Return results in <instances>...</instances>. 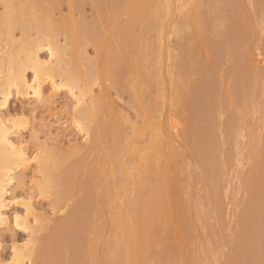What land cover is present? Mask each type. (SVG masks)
Here are the masks:
<instances>
[{
    "label": "rangeland",
    "instance_id": "374dc122",
    "mask_svg": "<svg viewBox=\"0 0 264 264\" xmlns=\"http://www.w3.org/2000/svg\"><path fill=\"white\" fill-rule=\"evenodd\" d=\"M48 1H51V0H48ZM54 1L55 0H52V2ZM60 1L62 2V7H61L62 9L60 8L61 5L58 7L61 9L62 13L59 11L60 9L57 8L58 10L57 9L55 10L56 16H53V17L59 18L62 15H65L63 17L64 18L67 17V19H69L70 22H72L74 26L73 29H75L76 31V32H72V33H75L74 36L71 34V37L73 36L72 39H74L71 42L72 45L70 47L72 50L70 49L66 52L67 56L66 54L64 56L66 59L65 61L67 62L69 61L70 68L72 67L75 70L77 68L76 71L84 75V77L92 78L99 71L97 68L99 66H97V64L99 65L100 62L98 63L97 61H95V57L98 55L96 52L99 53V51H97L95 48V47H97V49L99 48V45L98 46L96 45L98 42L97 40H103L104 38H107V36L110 37V34L111 35L114 34V31L116 29L115 30L113 29L114 30L113 31L110 28V26L115 21V19L112 22L111 20L113 19L112 18L110 19V17L114 18L115 16L116 18V14L114 13L117 11V9L118 11H121V9L124 8L125 5L124 6L120 5L122 4L123 0H78V2L76 3H78L77 6L79 8L76 6V3H74L75 0L74 1L71 0L73 1L72 8L76 6L79 12L77 11V9H76V12L75 10L74 12H72L73 10L70 9L72 2L70 3V0H59V4L61 3ZM125 1L127 0H124V3L127 4ZM142 1L144 0L139 1L140 5ZM160 1L156 2L155 0L157 5H159ZM189 1L191 2L190 6L188 5L189 7H192L194 5L196 6L199 5V7L197 8L194 6L196 10L200 8L198 11H195V13L198 12L199 14V11H201V13L197 16L198 18L195 17V19H197V24H194L195 25L193 26L194 28L193 27L188 28L189 26L187 24H182L183 23L182 21H181L182 23L179 22V24H182L179 26L174 23L176 19L175 17H177L180 14L179 11L180 10L184 11L180 8H179L180 10L177 13L174 12L175 15L177 14V16L173 17L172 15V17L170 18L171 20L174 18L172 20L173 22L171 21L170 23L169 21L168 23L170 25L172 23H174L175 26L177 25L176 27H173L174 25L172 26L173 28L177 29V30L175 29L176 31H178V28H180V26H183V25H187V28H185L184 26L185 29L183 31V27H181L182 30L180 29L179 30L183 32L178 31L179 33H175L174 31V34H172L174 29L169 27L170 25L167 26L166 24L167 29L169 28L172 29V31H169V33H171L170 36L169 34L168 36L164 34L165 36L169 37V39L167 37L166 38L164 37L166 39V42L164 41L165 46L163 45L164 46L163 55H165L164 56L165 60H163L164 66H162L163 70H161L162 71L161 73L162 74L164 73L165 75L163 76L164 79L166 78L165 80H167V84H165V86L167 87V90L165 89L164 91L165 93L167 91L166 93L167 99H165L164 103L163 101L161 102V104L163 105L165 104L164 107L160 105L161 110L163 109V111H159L157 113L156 116L160 115L158 116L159 118L157 117L158 119L155 118L157 119L155 122L159 121L158 124L162 122L160 124L161 127L163 128L162 124H164L166 128V129H163L161 136L163 134H166L167 136L166 135L164 136L167 137L168 141L169 139H170L169 142H171L172 140L170 144L168 141H167L168 143L165 142L166 144H169L167 146L164 143V146H166L164 147V150H165L167 157L164 156L163 160L167 159L166 163H169L171 165V166L169 165L171 169L172 168L174 169L172 170V172L175 173L177 176V178H175V174L172 173L174 175V178L173 179L171 178L168 183L169 185L168 193H169V196H171L170 197V202H171L170 207L171 209L173 208V214L176 213V212L174 213V210L176 209V204H178L177 202H182V204L183 205L185 204V205L183 208L181 207V205L180 207L178 206L179 207L178 212H177V215L175 216L176 217L175 222L177 224H175V222H173L175 217L173 218L172 216L173 218L172 220L169 214V211L167 210V212H164L167 209L166 208L164 210V206L168 204L167 203L168 201L163 202L166 199L161 201L160 202L161 206L163 203L164 204L167 203L165 205L163 204V207L160 206V208L163 209L162 214L159 215L161 217H159L158 215H157V218L154 215L153 219L152 217L151 218L148 217L149 219H152V221H149V219L146 218L147 222L148 221L152 222V226H149V228L151 227V230L146 226L147 223L145 222V219H144L145 217L142 218L141 216H139V214L137 216L136 212L134 213L136 215L135 216L132 215L133 218H130L132 219L131 221L132 224L129 225L130 227L127 225L128 222L126 223L125 219H124L125 222L123 221V224L125 223L124 224L125 227L128 226L127 227L128 230L126 229V231H124L125 227H122V225H118L117 223H115L116 224L115 225L113 221L111 222L114 225L111 226L110 224L111 222L108 223V220H111V219L107 218L108 211H106L107 214L105 218H107L108 220L105 219L103 216L102 219L104 220L102 221L105 223V220H106L107 221L106 225L108 224L109 225L107 228H105L106 225L102 227L103 228L102 231L106 233L105 229H108L111 226L109 228L111 229V231L108 230L110 232V234L108 233V235L112 239L110 238L111 240L109 239V241L112 242V245H115L114 246L115 249L113 247L112 249L115 250L114 252H116V255H115L116 258L112 255V257H114L113 259L115 260V263L114 261H112L113 264H161L163 262L161 254H163L164 251H166V254H168V264H197V262L199 264L201 260H202L201 262L203 263L204 259L206 258V255L208 253L210 254V252L205 254L206 251H209L210 249L204 250L205 247L209 248L208 247L209 243L207 244L208 240L209 241L213 240L212 244L214 247H212L211 245L212 248L210 247L211 248L210 251H214V253H216V255L214 256L212 255L213 252H211V255H210L211 263L210 264H264V169L262 170V166L264 168V139H263L264 137L262 136L260 140L258 136L259 131L256 130L258 128L261 129L262 126L264 127V63H263L264 55H261V56L259 55L260 52L262 51L264 52V50L262 49L264 48V32H263L264 30H261L263 23L261 24L258 23L259 17H257L256 19L255 14L258 16L257 10L256 12L252 10L254 9V7H256L255 5L257 4L258 8L259 6L262 7L263 14H264V0H255V1L253 0L255 2V5L250 0V2L252 3L250 8L252 7V9H249V4H250L248 2L249 0H243V1L242 0H201L200 1L201 3L199 4H198L199 2L198 0H189ZM46 2H47L46 0H38V10L39 11L37 10V13L40 14V15L38 14L39 16L43 17L47 13L46 10L49 7L50 2H48V4ZM52 2L50 3L51 5H53ZM57 2L54 4H58ZM133 2L132 4L131 3H128V4L129 6L131 4L135 8V5L137 4V0H135V5H133L134 4ZM151 2L150 1L146 2V4H148L147 6L146 4L145 6L141 5L140 6L141 8L144 7L140 9L141 11L138 9H135V11L138 10L140 14L137 11H136L137 14H134L133 12H131L134 14V16L133 14H127V16H125L124 14V16L119 15V17L121 16L120 19H118L119 17L117 18L118 20L116 19L118 22L119 20L122 19L120 21L121 24L123 20L129 19L132 22V23L129 22L130 25H133V26L131 27L129 25L128 20L125 21L126 24H128L131 27V30H130V27L126 25L129 29H125V31L127 30L126 32L128 33L127 35L124 36V33L126 34V32L124 31L123 33V30H121L120 27L124 26L125 22L123 21L124 23L123 25H120V22L119 23L116 21L114 22V24L117 23L120 26L119 30H118V27H116L117 32L115 31L116 32L115 34H118L119 32V34L121 33V36L123 35V37H118L119 34L118 36L114 34L115 37H118L116 38L117 40H115L113 38L114 36L112 35L113 37H110L113 39L110 41L111 42L113 41L114 43V45L113 43H111L112 44L111 46H113L111 47L112 50L110 48H105V49L111 50L112 55L114 52L116 54L115 56L112 57V55L110 54L111 51H108L110 52L109 54L111 55L110 60L113 58L110 63V67H111L112 72L114 73V75L112 73V77L113 76L114 77L113 79L111 77V81H106V80H103V82L99 81L98 84L93 87L94 92L97 94V95L94 94V96H99L102 98L104 95H106V98L105 97L103 98L106 100V101L104 100V102L106 104H109L108 102H110L111 108L113 107L114 111H116V113H114L115 117H117L116 116L117 113L119 114L118 115L119 117L121 116L120 121L119 119H117L118 121L116 120L117 122L116 129L118 128L120 130L122 129L121 130L122 132L121 131L118 132L119 133L118 136H120L121 133L123 134H122V139L121 137H119L121 139L120 141L118 140L119 139L118 136H116L115 138L116 141L113 142L115 147H117L116 145H118L117 144L118 141H119V146H121L127 140L133 139L134 136H136L135 134H132L133 128L131 126L137 125L140 127H144V124H148V123H145L146 119L144 115L143 116L141 115L140 110L139 109L136 110L135 107L138 104L135 102L136 101L135 98L133 99V97L135 96H132L134 93L133 91L131 92L132 87H128V84H130V82H132L133 80L131 79L132 78L131 75H133L134 77V73L138 69V67L136 69L137 65L136 63L133 62L132 58L135 57V55H136L135 58L137 57L141 58L143 54H145L143 52L144 49L142 48H144V44L148 40L147 37L148 36L151 37V35L154 37L156 35L155 32L157 33L156 30H158L159 28L158 22L160 20L157 19V13L159 12L160 7L158 9L157 5H155V2L153 0ZM177 2L178 3L176 4H179V1ZM68 3L71 4L70 7ZM120 6H121V9H120ZM130 7H129L130 10H134L132 7H131L132 9ZM261 7L259 8L260 10H261ZM186 8L184 9L186 10V14H187V10L189 13L190 8L189 9L188 7ZM192 8L191 10H193ZM250 10L255 12V14L253 15L255 16V20L257 24H255L254 17L252 16V11L250 12ZM122 12L125 13L123 9H122ZM74 13H77V16ZM72 14H74L75 16H72ZM160 14H161V11H160ZM160 14L158 13L159 16ZM182 14H185V12ZM182 14L179 16H182ZM263 14L261 16L259 14V16L262 17ZM180 19L182 20L184 19V23H185V17L180 18ZM263 19L260 18V21L262 20L261 22H264ZM69 20H66V22L67 21L69 22ZM176 21H180V20L177 19ZM72 24H68V25L66 24V25L67 26L70 25L69 27H71ZM154 24L155 25L158 24V25L154 26ZM151 25H153L154 27H158V28L154 29V27H152ZM151 27L153 28L154 31L151 30L152 29ZM253 27H256V29ZM263 28L264 27H262V29ZM69 29H71L72 31V27ZM122 29H124V27H122ZM67 30L68 28H66V31ZM198 30L199 32L201 31L203 34L206 35V36H203L202 34L203 36L202 42H199L201 37L199 40L196 39L198 34L195 32H197ZM165 32H166V29H165ZM17 33H21L19 29L17 30ZM194 34H197L195 35L196 36L195 38L193 37ZM204 37H207V38H204ZM194 39H196L197 42ZM60 40L63 41L64 37L60 36ZM192 40H194L195 42L193 43ZM87 41H89V44L86 43ZM116 41H119L118 44L120 46L122 42L124 43L123 45L126 46V49L123 46H121L122 49L119 50L120 55L119 53H116L115 48H119V46H117ZM149 41H147L148 44H149ZM203 43H205V45H203ZM244 43L246 45L248 44L247 46H249L247 50L249 55L247 54V51H246L247 47L245 46ZM109 45L110 43L108 41L107 46L105 47H108ZM244 46L246 48H244ZM199 48H202V49H199ZM114 49L115 51H113ZM121 50L123 51L124 54L121 53ZM127 51L129 53H127ZM169 51H171L173 56L178 57V58H175L176 61L175 59L173 60L175 61L176 65L173 64L174 63L173 61H171L172 65L173 66L175 65L174 67L169 65L170 63L169 59L171 58L170 60H172L174 58ZM258 51L260 52L258 53ZM145 52H146V49H145ZM151 52L153 53V51ZM106 53H107V50H106ZM169 53L171 56L169 55ZM117 54L121 56L119 57V59L118 57L117 59L114 58L117 56ZM121 54L123 55V57ZM137 54L138 55L140 54L141 56H137ZM155 55L153 54V56ZM168 55L169 57H167ZM42 56L45 57L47 56V54L43 53ZM166 57L168 58V60H166L167 59ZM250 57H251L250 62L252 63L253 67L257 69V71L253 68V70H255L256 72L252 70L251 71L248 70V72L246 73L245 71L247 70L244 69L245 68L244 63L247 61L248 58L250 60ZM114 59H116L117 61L115 60L116 62H113ZM127 61L128 63H126ZM248 61H247V64L249 63ZM95 62L97 63L96 65H95ZM130 62H132L133 66L135 65L136 66L133 67L130 64ZM140 62L139 64L142 65V63ZM76 63L78 67L76 66ZM165 66L168 68H166ZM100 67L99 69L101 70V68L103 67L101 68ZM169 68L171 69L170 73L173 72L176 76L173 73L172 74L174 76L168 74ZM246 68H250L249 65L248 67L246 66ZM130 70L133 71V74L131 73L129 75ZM28 73H29L28 78L31 79L32 72H28ZM184 74H186V76ZM257 74L259 75L257 76ZM155 75L157 74H154V76ZM171 76H173V78ZM150 77L151 79L152 78L154 79V77L151 76V74H150ZM156 77L157 76H155V81L158 78ZM170 78H172V80L173 79L177 80V81L174 80V82H178L179 89H177L176 87V90H179L178 92L175 91L174 89V86H176L177 83L176 85L171 84L172 80ZM158 80L159 79H157V81ZM169 84L174 85V86L173 87L171 85L169 86ZM44 89H45L44 93L46 96V99H45L46 101L36 100V98L32 97V93L30 95H24V94H18L15 91L10 96L7 105L4 107H0V116L2 117H12V116L25 117L28 120V125L26 126V128L22 130L20 135L18 136L15 134L12 135V139L14 141L15 140L22 141L23 144L26 143L25 145H28L27 148H28V151L31 152L30 154H32V152L33 153L38 152L41 146L42 148H47L49 145H51L50 147L54 146L56 147V149L60 148L64 150H69L75 145H80V144L83 145L84 143L88 144V140L85 139V137H83L82 133L81 134L78 133V131L74 128V125L72 124L71 116L75 114L74 107H73L75 105L74 96L72 97L71 93L67 90L55 91L52 88V86L48 84H46ZM173 89L175 93L172 92ZM232 90L234 92V96L230 95L232 93L228 94V92H232ZM155 93H158V92H154L155 97H157L156 96L157 94ZM173 93L178 96L177 98H175L176 100L174 99L175 95H173ZM228 95L232 96L233 98L235 97V98L233 99L230 97L232 99L231 100L229 99ZM0 99H2L1 95H0ZM177 99H179L178 101L180 105L178 106L177 104V107H176L175 105H173V103H174V100L177 102ZM233 101H235V103ZM236 104L242 105V107L238 105L239 108L237 109ZM157 108L159 107L157 106ZM253 109L256 112H254ZM137 111H139L140 114L137 113ZM243 113H245V117L244 115H242L241 117V114ZM103 115H101L102 117L101 122L104 119ZM106 115H105V118H106ZM125 116L127 117L128 122H126V120L123 119L125 118ZM239 117L241 119L243 118L242 120L244 122H242V120ZM110 118L112 119V117ZM231 120L233 121L231 122ZM234 121H235L236 126L234 124ZM107 122L105 121V123ZM111 122L113 121L111 120ZM177 122H180V123H177ZM230 122L234 124L233 127L237 131L239 129L241 132L238 133L239 131L237 132L233 130L234 128H232L231 126L232 124H230ZM119 123H120L121 128L118 125ZM171 123L175 125L174 126L170 125ZM228 123L231 126L230 129L228 128V125H227ZM170 126H173L175 128L171 129ZM187 127H189L188 128L189 130L187 129ZM249 127H250V130L249 131L246 130ZM243 128L246 134V137L244 138H243L244 131H242ZM186 129L188 130L187 132L185 131ZM164 130H166V132ZM255 130L258 132V134L256 133ZM151 131H152L151 129H149L148 131L146 130L148 134L152 133L151 135H153V132ZM184 131L185 133L183 134ZM250 131L251 133L248 135L247 132L249 133ZM114 132L113 131L110 132L111 134L113 133L112 136L115 135ZM242 132H243V135H242ZM261 132L263 133L264 129L263 131L261 129ZM147 133L143 135L142 137L138 135L136 136L138 137L137 141L141 143L140 146L138 144L137 146L141 147L143 140H144V144H146L145 140H147V138L148 140L150 139ZM253 133H254L255 138L257 135L258 140L257 139L253 140V137H254ZM262 133L260 135H262ZM106 134L104 135L106 138L103 136V139L104 138L107 139V136L109 133L107 135ZM182 134L183 135L188 134L186 135L187 136L186 139H185V136L183 137ZM131 135H134V136H132L131 138ZM164 136L162 139L165 138ZM168 136L170 137L168 138ZM17 137H20V140ZM110 137L111 135H109L107 141H110L111 144L110 142L109 143L106 142L105 139L104 141L106 142L105 146H107V153L109 154L108 150L110 149L111 151L110 154H113L116 151V148L114 147V145H112V140ZM125 137H129V139ZM148 142L149 141H147V143ZM256 143L258 145H256ZM108 145L111 148L114 147V149H112L114 150V152L111 150V148L108 147ZM124 145L122 147H118V148H121L120 149L121 152L123 150ZM118 148H117L118 152L114 153L115 154L114 155L115 158H113V160L115 159L114 162H116V155L117 157L121 158V156L118 155L120 152ZM97 149L98 148H96L97 155L91 150L92 153L96 155V157L99 154L98 153L99 150L101 151L100 148L98 150ZM258 149L260 150L261 155L259 151H257ZM254 150L257 151L256 153H259V154H256L257 156L255 155ZM139 151L141 152V150ZM177 151L183 152L182 154H180L181 156L179 155V152L176 153ZM85 152L83 155H86L89 158L91 154V153L89 154L90 151H87L88 154L87 153L85 154ZM102 152L103 151H101V155H99L100 157L103 154ZM171 152L173 153L172 157H171V154H169ZM236 152H238V157L239 155H241V157L239 158H242V157L244 158V162H242L241 165H239L235 159V157H237ZM130 153L132 154V151ZM143 153L145 154L146 151L144 150V152L137 154V156L131 155V157L136 156L139 160V157H141L139 155L142 154V157H143L144 156ZM175 153L180 156V157L177 156L178 157V159L176 158L177 160L173 158L175 156ZM105 154H106V151H105ZM133 154H136V153L133 152ZM94 155L92 157H94ZM214 155H215V158H213ZM258 155H260L261 158H259ZM123 156L124 155H122V157ZM129 156L128 158L132 159ZM250 156L251 157L254 156L253 162L252 161L249 162ZM96 157L95 159L98 160L99 157L97 158ZM126 157L124 159H128ZM256 157H258L257 158L258 161L259 159H261V162L257 161L256 163ZM81 159L85 161L87 158L86 159L81 158ZM95 159L93 158V160ZM101 159L98 161H101ZM118 159L119 158H117V165H118ZM122 159L123 158H121V160ZM130 159L127 160L128 164H129L128 161ZM88 160L90 164L91 163L90 159ZM88 160H86L85 162L87 163ZM133 160L134 158L132 159V162L135 161ZM138 160H136V162ZM127 163L125 162V164ZM236 163H237V166H236ZM76 164L77 163L74 164L72 162V164H70V167L67 166L63 170V173H67V172L71 173L72 168ZM93 164H95V162ZM114 164L115 165L113 167L110 166L109 168L111 170L113 168L116 169V170L113 169L114 172L111 171L112 173H115L116 171V174L114 177H112V182H110L109 184L110 186L108 187L107 185V189L105 187L104 190H105V193H107L106 194L107 197L111 196L112 198V196L113 197L118 196V198H124L125 200L127 199L128 196H131L130 194L132 193H129L130 190H128L129 192L128 191L125 192L127 194L125 193L122 194L123 197H120L122 196L120 195V193L116 194L115 196L108 195V191H109V194L111 192L109 188H111L112 190L111 194L118 193V191H121L122 193V190L125 191L126 189H131L130 186L128 187L125 186L124 187L125 190L121 188H119L120 190L117 189L118 185H120L119 183H121L120 180L123 174L122 172L120 173L119 171L120 170L121 171L126 170V172L128 171H127L126 165L124 169H122L123 167L122 168L119 167L120 168L119 169L116 163ZM256 164H258V166L260 165V167L257 168ZM255 166H256V169H255ZM128 167H130V165ZM175 167H178V168H175ZM36 168L37 166L31 165L28 168H21V170H18L14 174L15 180L13 184L8 188L9 193H7L6 195V202L10 203V205L8 208H6L5 213L9 216L10 219H9V222L6 223L5 225L4 224L0 225V242L2 245L1 250H0V264L2 261L9 259L10 254H11V248H12L11 245L13 244V241H17L20 244L21 242H25L29 238L28 231H24L16 226L14 227L15 214L16 213L20 215L25 214L24 206L19 205L14 202L16 199L20 200L21 197L22 199L27 198V195L29 194L27 187L21 186L18 182L20 181V179L22 180L23 178L26 180V182H28V180L30 181L31 180L30 177L33 178V176L35 175V171L37 170ZM130 170H133L131 172L133 173V176L136 173L137 175L136 174L135 175L138 177V173H140V171H138L139 169L137 170L135 168V171L137 170V172H135L134 169H130ZM130 170H129V173H130ZM117 172H119L121 176L118 175ZM125 176L126 175H123V178H122L123 180ZM36 177L37 175H35V178ZM82 179L84 182H86L85 180H87L86 177L85 179L84 178ZM253 179H255V181ZM250 181L252 183L251 185L249 183ZM178 182H179V185L181 184V182L182 184L179 186ZM183 182H186L188 186L185 185V187H189L190 189L189 188L186 189L185 187H183L184 186ZM174 184L175 185L177 184L179 188L183 185L182 186L183 188H180L181 191L178 192L179 194L181 192V195H179V197H178V193L176 194V192L174 191ZM175 187H176L175 188L176 190L177 186ZM91 188L92 187L90 185V187H88L89 189L88 191L87 189L83 190L79 188H76L77 192L75 190L76 195L78 192H80L78 191V189L83 190L82 191L83 193L82 192L78 193L79 194L78 196H76L74 193V195L76 196L75 197L76 203L74 202L75 203L74 206L73 205L71 206L73 208L71 209L70 207L69 209V210H72L71 213L73 217L72 219L68 218L70 221L67 219L69 222L67 223L68 225L65 228L64 236L67 239V242L65 240V244H67L68 249L66 251L68 254L65 251L64 257L65 255H67V257L65 258L66 260L64 261V264L66 263L67 264H89L90 263V260H91L90 257L92 256L88 255L87 251L88 252L91 251L89 250L90 249L89 247L93 246L94 245L93 242L95 241V240L94 241L91 240L94 234L93 236L91 235H92V231L94 228L93 225L95 226V222H93L94 221L93 213L96 210L95 207L98 206L96 205L97 201L94 199V195H93L95 194V190L92 188L94 190L93 192L90 190ZM182 190L183 191L187 190V191H185L184 193ZM188 190L189 191L191 190V191L189 192ZM173 191L175 192V194L177 195L179 199L177 200H175L176 198L174 199L175 194ZM186 192H188L189 194L191 193V194L186 195L188 194ZM126 195L128 196L126 197ZM212 195H214L215 197L213 198ZM51 197L48 196L44 198V197L36 196L34 199V206L39 214H42L45 216L48 215L49 217L53 218L54 213L51 208L53 206L52 204L53 201H51L53 197L52 199H50ZM188 197L190 200L188 199ZM95 198H96V195H95ZM116 200L121 203L123 199L122 200L115 199L113 203L114 204L116 203V206H117L119 202L117 203ZM178 200H181V201H178ZM125 203H126V200H125ZM195 205L197 206V208ZM114 211H115V208H114ZM175 211H177V209ZM141 213L140 215H142ZM66 215L68 216V213ZM67 216H65V218ZM57 217L59 219V216H56L53 219L57 220ZM69 217L71 218V215ZM169 219L172 220V223H170L171 220ZM166 221L168 223H165ZM100 225H102V223ZM119 226H121L124 229L120 230L121 227L119 228ZM46 232L47 234H49L48 233L49 230H46ZM123 234H124L123 237L126 238L127 240V244L125 242L126 240L123 239L122 237ZM105 236L108 237L107 235ZM99 237H100L99 239L101 240V242L99 240V244H98V241H97L98 238L94 237L96 238V241H97L95 242L97 245H100L102 249H104V247L101 245L103 244V242H107L108 239L102 242L104 238L102 237L101 239V236ZM119 237H120V240H119ZM207 237H209V239H207ZM113 239H114L115 244H113L114 243ZM109 241L107 242V244L109 243ZM144 241H146V243H144ZM44 242L46 244L48 243L46 241H43V243ZM89 242H92L93 244L90 245ZM45 243L43 244L44 246L42 245L43 247L41 246L43 253H44L43 251L44 247L46 251L45 253H47L46 246L48 245H46ZM96 244H95V247H96ZM104 244H105L104 246H106V243ZM201 244L204 245L203 250H201V248H203ZM174 245H176L177 248ZM98 248L99 247H97V249ZM147 248H148V251H146ZM93 250H96V248H94ZM201 251L203 254H205V256L202 255ZM196 252L197 253L200 252L199 256L198 255L196 256ZM209 254L207 255V257H209ZM212 257L213 258L215 257V261L214 260L212 261L213 259ZM206 261L204 263L208 264L209 261L208 262Z\"/></svg>",
    "mask_w": 264,
    "mask_h": 264
},
{
    "label": "bare ground",
    "instance_id": "6f19581e",
    "mask_svg": "<svg viewBox=\"0 0 264 264\" xmlns=\"http://www.w3.org/2000/svg\"><path fill=\"white\" fill-rule=\"evenodd\" d=\"M46 1H47L46 2L47 4H48V2H50V3L52 2V0L51 1L46 0ZM73 1L70 0V3L72 2V5L69 4V3L68 4H69V7L71 5L70 9L73 10L72 12H74V10L76 12V9L78 11V8H79L77 6L78 3H76V2H78V0H75V2H74V3H76V6L78 8L75 6V7H73L74 9L72 8ZM131 1L132 2L134 1L133 5H135V0H131ZM131 1L130 0H129V2H128V0L125 1L127 3V4H125L124 0H123L122 4H120V5L121 6L125 5L124 8H122L125 13L122 12V9H121V6H120L121 11H118V9H117V11L114 13V14H116V18L114 16V14H113L114 18L110 17V19L111 18L113 19V20H111L112 22L114 21V19H115L116 22H118L117 20L120 19V17L122 15L124 16V14H125V16H127V14H133V13L137 14L136 11L138 12V10L144 8V7L141 8L140 7L141 5L145 6L146 2H148V1L151 2L152 0H147V1L144 0L145 2L142 1L141 5L139 3L140 0L139 1L137 0V4H139V5L136 4L135 8L131 5L132 4ZM153 1L155 2V0H153ZM157 1H160V0H156V2ZM177 1H179V4H176V3H178ZM184 1L183 0L182 1L181 0H161L159 2V5H157V3L155 2V5H157L158 9L160 7L159 12L158 11L157 12L160 14V11H161L160 16L157 13V19L160 20L159 22L157 21L158 24H159V25L157 24L159 28L158 27H154V26H157L155 24H154V26L151 25L152 27H154V29L158 28V30H156L157 33L155 32L156 35L154 34L155 35L154 37L152 35H151V37L150 36L147 37V39H148L147 41H149V39H150L149 44L147 43L146 40L145 41H146L147 44L145 43L146 44L145 45L143 43L144 44V48H142V49H144L143 52L145 53V54H143V56L144 55L145 56L141 57L143 59H141L140 57L135 58L136 55H135V57L132 58L133 62L136 63V65H137V66L135 65L136 69H137V67H138V69L136 70V72L134 71L135 72L134 73V77H133V75H131L132 78L131 77L130 78L133 79V80H132V82H130V84H128V87H132L133 90L131 88L130 89H131V92L133 91L134 94L133 95L131 94V95L135 96V97H133V99L135 98V100H136L135 102L138 104L135 107L136 110H138V109L140 110L141 115L142 116L144 115V117L146 119V122H145V120H144V122L148 123V124H144V127H140V126H137V125L131 126L133 128L132 129L133 130L132 134H135L136 136L138 135V136L142 137L143 135H145L147 133L146 130L148 131L149 129H151L152 130L151 132H153V135H151L152 133H149V134L147 133L149 135L148 137L150 139L148 140V138H147V140H145L146 144H144V140L142 141L143 142L142 146H141L142 148L139 147L141 145V143L139 141H137L138 137H136L134 135H131V138H132V136H134L135 139L133 138V139H130V140H127V139H129V137H125V138H127L126 139L127 141L125 143H123V145L124 144H126V145H124L123 150L121 152V150H120L121 148H118V147H122L123 146V145L119 146V141L122 139V134L123 133H121L120 136H118L119 135L118 132L121 131L122 129L121 130L119 128L116 129L117 128L116 120L119 119V121H120L121 120L120 119L121 116L119 117L118 113L116 115L117 117L114 116L115 115L114 113H116V111H114L113 107L111 108L110 102L107 101L109 104H106L104 102L105 99H103V98L104 97L106 98V95H104L102 98L99 97V96H94V94H96V93L94 92V88L93 87L95 85H97L99 81H102V82H103V80L111 81V77H112V73L113 72L111 70L110 63H111L113 58L110 60V58H111L110 56L112 55V51H111L112 48L111 47H113V46H111L112 45L111 43H113V41L111 42L110 40H113V39L110 38V37H113L114 34L117 32V28L116 27H118V30L121 28V30H123V33H124L125 29H129L127 26H129L130 23H132V22L129 19H127L128 23L130 22L129 25H128L125 22L127 20H123L125 22V25L120 27L117 23L114 24V22H115L114 21L112 23V25H114V26L116 25V26L114 27V26L111 25L113 28L110 26V28L112 30L116 29L115 30L116 32L113 30L114 31V34H112L113 36L110 34V37L107 36V38H104L103 40H97L98 42L96 41L97 42L96 45L97 46L99 45V48H98L99 50L97 49V47H95V48H96L97 51H99V53L96 52L98 55L96 54L97 55L96 56L97 59L95 57V61H97L98 63L100 62V63L98 65L95 62V65L97 64V66H99V67L101 66L103 68L100 67L101 68V70H100L99 67H97L99 71L92 78L91 77H84V75H82L78 71H76L77 68H76V70L73 69L72 67L70 68V62L69 61L68 62L65 61L66 59H65L64 56H65L66 52L71 49L70 48L71 45H72L71 42L74 40V39H72V37L75 35V33H72V32H76V31H75V29H73L74 26H73L72 22H70V20L67 19V17L66 18L63 17L65 15H62L59 18H54L53 17V16H56L55 10L57 8L60 9L62 7V2L61 1H60L61 2L60 4H59V0H58V2H57V0L52 2L53 5H51L49 3V7L46 10L47 13L42 17V16H39L40 15L39 13H37L38 0H0V95L2 96V99H0V107H4V106L7 105L10 96L15 91L18 94H24V95H30L32 93V97L36 98V100H42L43 101V100L46 99V96H45V93H44V90H45L44 88H45L46 84L51 85L52 88L55 91L67 90V91H69L71 93L72 97L74 96V99H75V105L73 106L75 114L73 116H71L72 124L74 125V128L78 131V133H80V134L82 133L83 137H85V139L88 140V144L87 143L83 144L85 146H83L81 144L80 145H75L69 150H64V149H60V148L56 149V147L53 146L54 147L53 148V147H50L51 145H49L47 148H42V146H41L40 150L39 149H38L39 151L37 150L38 152H36V153L32 152V154H30L31 152L28 151V148H27L28 145H25L26 143L23 144L22 141H16V140L14 141L12 139V135L15 134V135L18 136V135H20L22 130L26 128V126L28 125L27 118H25V117H15V116H12V117H2V116H0V225H2V224L5 225L6 223L9 222V219H10L9 216L5 213L6 208H8L9 205H10V203L6 202V195H7V193H9V189L8 188L13 184V182L15 180L14 174L18 170H21V168H28L31 165L32 166L33 165L37 166V168H36L37 170L35 171V175H37L36 178H35V175H34L33 178L30 177L31 180L30 181L28 180V182H26V180L24 178L22 180L20 179V181L18 182L21 186H23V187L26 186L27 187V189L29 191V194H28L29 196L27 195V198H23V199L21 197L20 200L16 199L15 202H14V203H17L19 205L24 206V208H25V214L20 215V214L16 213L15 217L13 216L14 217V227L16 226V227H18V228H20V229H22L24 231H28L29 232V238L25 242H21L20 244L17 241H13V244L11 243L12 244L11 245L12 248H11V254H10L9 259H7L5 261H2L1 264H64V261L66 260L65 258L67 257V255H65V257H64V254H65V251L68 249L67 248V244H65V240L67 242V239L64 236L65 235V228L68 225L67 223L70 221L69 219H72V217H73L72 213H71L72 210H69V209H70V207L72 205L74 206V204L76 203L75 202V199H76L75 197L79 195L78 193H81L84 189L85 190L87 189V191H88L89 190L88 187H90V185L95 190V194H93V195H94V199L97 201L96 205H98L97 207H95L96 210L93 213L94 221L93 220L92 221L95 222V226L93 225L94 228H93L91 236H93V234H94V236L92 237L91 240L92 241H94V240L96 241V238H98L97 239L98 244H99V240H100L99 236H101V239H102V237L104 238V240H102V242L107 240V239H108L107 242L109 241V239L111 237H109V235H108V233L110 234V232L108 230L111 231V229H109V228L112 225L117 223L118 225H122V227H125V225H124L125 223L123 224V221L125 219L126 223L128 222L127 225L129 226V225L132 224L131 223L132 219H130V218H133V216H135L136 214H137V216L139 214V216H141L142 218L145 217L144 219H145V222L148 224V225L146 224V226L148 228H149V226H152V222H149V221H152V219L154 218V215L157 218V215L159 216L160 214H162V210L163 209L160 208V206H161L160 202L163 201L164 199H166V200H164L163 202H165V201L167 202L168 201L167 203L169 204L168 205L167 203H165V204L168 205V207H167V205L164 206V210L167 208L166 211H164V212H167V210H168L172 220L177 215L178 208L180 207V205H181L182 208L184 207L185 204L183 205L182 202H177L176 201L178 204L179 203H181V204H179V205L176 204L177 211H175L176 209L174 208L175 209L174 213L176 212L175 214H173V208L171 209V207H170V205H171L170 197L171 196H169V193H168V191H169L168 183H169V180L171 178L172 179L174 178L173 174H175V173L172 172V170H174V169L173 168L171 169V167H170L171 165L169 163H166L167 159L163 160V157L164 156L167 157L166 153H165V150H164V147L169 145L172 142V140H171V142H169L170 139L168 141V139L166 137L167 136L166 134H163L161 136V133H162L163 129H166V128H165L164 124H162L163 128L161 127L160 124L162 122H160V124H158L159 121L155 122L159 118L158 116H160V115L156 116L157 113L159 111H163V109L161 110V106L164 107V105H165V104L164 105L161 104V102L163 101V103H164L165 99H167V97H166L167 96V94H166L167 91H166V93L164 92L165 89L167 90V87L165 86V84H167V80H165L166 78L164 79V77H163V76H165L164 73L163 74L161 73L162 72L161 70H163L162 66H164V63H163L164 61L163 60H165L164 59L165 55H163V53H164V51H163L164 48L163 47L165 46L164 43L166 42L165 38L168 36V34L170 36L171 33H169V31H172V29H174L173 33H172V34H174V31H175V33H179L178 31L182 30L181 27H183V31H184V29L187 28V25L189 26L188 28H192L193 26H195L194 24H197V19H195V17L198 18L197 16L201 13V11H199V14H198V12L195 13V11H198L200 9V8H198V10L195 9V7L197 8V7H199V5H197V6L194 5L195 7L191 5L192 7H194V8H192V7H189L190 3H191L189 0L188 1L184 0ZM198 1H199L198 4L201 3L200 2L201 0H198ZM251 1L255 5V2H254L255 0L254 1L251 0ZM56 2L58 4H54ZM248 2L250 3L249 4V9H252V7L250 8L252 3L250 2V0ZM128 3H131L130 6L134 10H130L129 9L130 6H129ZM147 5L148 4H146V6ZM254 5H252V6H254ZM58 6H60V8ZM255 6L256 7H254V9H252V10L255 11V12L257 10L258 16L255 14V12L250 10V12L252 11V16L254 17V22H255V24H257V22L255 20V16H256V19H257V17H259V22L258 23H260V24L263 23L264 24V22H261L262 20L260 21V18L261 19L264 18L262 7L259 6V8L261 7V10H262L261 11L258 8L257 4ZM138 7H140V8H138ZM175 7L177 8V10H176ZM186 7H188V9L190 8L189 9V13H188V10H187V14H186V10L184 9ZM245 7H246V5H245ZM179 8L184 10V11H181ZM191 8L193 10H191ZM61 9L59 10L60 12H61ZM135 9H138V10L135 11ZM178 11L180 13L179 15H181L184 12H185V14H182V16H179V15L177 16V14L175 15L174 12L177 13ZM110 12H111V10H110ZM117 12H119V13H117ZM128 12H130V13H128ZM131 12H133V13H131ZM74 14H76V16H77V13H74ZM74 14H72V16H75ZM134 14H133V16H134ZM253 14H255V16ZM259 14H260V16L263 14V16H262L263 18L260 17ZM97 15H98V13H97ZM119 15H121V16L119 17ZM172 15H173V17L177 16V17H175L176 19L174 21L175 24H177L178 26L182 25V24H187V25L180 26V28L177 27L178 31H176L177 29L173 28V27H176L177 25L175 26L174 23H172L170 25L168 23L169 21L171 23V21L174 19V18L172 20L170 19L172 17ZM183 15L185 17V23H184V19L183 20L180 19V18H184ZM108 16H109V14H108ZM65 19L69 20V22L68 21L66 22ZM136 19H137V17H136ZM177 19H179L180 21H176ZM121 20H119V22ZM123 21H122V24L120 22V25L124 24ZM132 21H134V20H132ZM263 21H264V19H263ZM179 22L182 23V24H179ZM66 24L67 25L68 24H72L71 25L72 31H71V29H69V28H71V27H69L70 25L67 26ZM166 24H167V26L170 25L169 27H171L172 29L171 28H169L171 30L167 29L166 28ZM263 24H262V27H264ZM148 25H149V23H148ZM125 26H126V28H125ZM130 26L132 27L133 25H130ZM184 26H185V28H184ZM258 26H259V24H258ZM122 27H124V29H122ZM131 27H130V30H131ZM262 27H261V30H264V28L262 29ZM66 28H68L67 31H66ZM253 28L256 29V27H253ZM18 29L20 30L21 33H17ZM165 29H166V32H168V33L165 32ZM151 30L154 31L153 28ZM183 31H180V32H183ZM127 33L128 32H126V34L124 33V36L127 35ZM195 33H197L198 35L194 34L193 37L195 38L196 37L195 35H197V37H198V38L196 37L197 40H199L200 37H201V39H200L201 41L199 40V42H202L203 41L202 37L206 36V35L203 34L201 31L199 32V30L197 32H195ZM71 34L73 35L72 37H71ZM118 34H119V32H118ZM118 34H115V35L118 36ZM164 34H166L167 36H165ZM202 34H203V36H202ZM60 36L64 37L63 41L60 40ZM77 37H78V35H77ZM118 37H123V35L121 36V33H120ZM118 37L114 36L113 38L115 40H117L116 38H118ZM167 38L169 39V37H167ZM204 38H207V37H204ZM196 39H194V40L196 41ZM194 40H192L193 43L195 42ZM106 41H107V43L109 41V43H110L109 46L110 47L109 46L105 47V46H107ZM118 42L119 41H116L117 46H119V48H115L116 49V53H119V50L122 49L121 46H123L126 49V46L123 45L124 44L123 42L122 43L120 42L121 46L118 44ZM86 43L89 44V41H87ZM113 45H114V43H113ZM203 45H205V43H203ZM247 45L245 44V46L247 48L244 46V48H246V51L248 50V47H249ZM105 48H110L111 50L105 49ZM115 49L113 51H115ZM145 49H146V52H145ZM199 49H202V48H199ZM262 49L264 50V48H262ZM106 50H107L108 54L106 53ZM108 51H111V53L108 52ZM151 51H153V53ZM171 51H169V52L171 53ZM85 52H87V51H85ZM259 52L260 51H258V53ZM43 53H46L47 56L43 57L42 56ZM121 53H123L122 50H121ZM127 53H129V52L127 51ZM170 53H169V55H170ZM189 53H191V52H189ZM153 54L154 55L156 54V55L153 56ZM247 54L249 55L248 51H247ZM115 55L116 54L114 52L112 57L115 56ZM119 55H120V53H119ZM119 55L117 54V56L114 57V58L117 59V57H118V59H119V57H121ZM169 55L167 57H169ZM193 55H194V53H193ZM259 55L260 56L264 55V52L263 51L260 52ZM66 56H67V54H66ZM137 56H141V55L137 54ZM172 56H173V54H172ZM122 57H123V55H122ZM173 57H172L173 58L172 60H170L171 58L169 59V61H170L169 65L170 66H173L171 61H173L175 58H178L177 56H173ZM245 58H247V57H245ZM116 59H114L113 62H116L117 61ZM132 59H131V61H132ZM166 60H168V58ZM248 60H249V58L247 59V61ZM140 61H142V62H140ZM175 61H176V59H175ZM175 61H173L174 62L173 64H175ZM247 61L245 62V60H244V62L246 63V65L244 63V66H245L244 69L247 70L245 72L247 73L248 70L249 71L252 70V71L256 72L257 69L254 68L252 63L250 62L251 61V57H250V60L248 61L249 62L248 64H247ZM139 62L142 63V65L139 64ZM126 63H128V61ZM137 63L140 65V67H139V65ZM166 63H168V62H166ZM250 63L252 65V67H251ZM130 64L132 65V62H130ZM248 65H249L250 68H246V66L248 67ZM76 66H77V63H76ZM135 66H133V67H135ZM173 67H171V68H173ZM155 68L156 69L158 68V69L156 70ZM166 68H168V67H166ZM253 68L256 71L253 70ZM132 70H130V71H132ZM170 70L171 69L169 68V73L168 74L173 75L174 73L172 71L171 72L173 74L170 73ZM130 71H129V75L131 73L133 74V71L132 72H130ZM28 72H32V78L31 79L28 78V74H29ZM89 72H90V70H89ZM150 74H151V76L154 77V79L152 78L153 80L151 79ZM154 74H157L155 76L158 77V78L156 77L157 79H159L158 81H157V79L155 81ZM113 75H114V73H113ZM184 75L186 76V74H184ZM258 75L259 74H257V76ZM173 76H171V77L173 78ZM113 77H112V79H113ZM172 78H170V79L172 80ZM185 79H186V77H185ZM174 80L175 79L172 80L171 84L176 85V83H177V85L174 86V85L169 84V86L170 85L172 87L174 86L175 91L178 92L179 90H176V87H177V89H179L178 88L179 85H178V82H174ZM165 81H166V83H165ZM175 81H177V80H175ZM172 87H170V88H172ZM174 89H173L172 92H174ZM154 92H158V93H155V94H157L156 95L157 97H155ZM152 93H153V95H152ZM174 93H173V95H175ZM229 93H232L230 95L234 96L233 90H232V92H228V94ZM230 95H228L229 99L233 98ZM153 96H154V98H153ZM177 97L178 96L175 95L174 99L177 98ZM89 99H90V101H89ZM172 100H173V98H172ZM175 100H174L173 105H175L177 107V104H178V106L180 105V103L178 101L179 99H177V102ZM233 102L235 103V101H233ZM238 105L236 106L237 109L239 108ZM157 106L159 108H157ZM239 106L242 107V105H239ZM229 108H230V106H229ZM158 109H160V110H158ZM244 112H245V110H244ZM254 112H256V111L254 110ZM137 113H139V111H137ZM103 114H105V115L107 114L106 118H105V115H103ZM101 115H103V117H104L102 122H101V120H102L101 119L102 118ZM242 115H244V117H245V113L241 114V117H242ZM110 117H112V119ZM155 118H157V119H155ZM110 119L113 122H111ZM123 119H125L126 122H128L126 116ZM153 119H154V121H153ZM104 120L106 122L107 121L108 122L105 123ZM232 121L233 120H231V122ZM231 122H230V124H232L231 126H232V128H234L233 125L235 124V121H234V124L231 123ZM242 122H244V121L242 120ZM120 123L118 124L119 127H120ZM177 123H180V122H177ZM133 124H135V123H133ZM230 124L229 123L227 124L229 129L231 128ZM170 125H173V124L171 123ZM173 126H170L171 129L175 128ZM235 126H236V124H235ZM188 128L189 127H187V129ZM187 129L185 130L186 132L189 130V129L188 130ZM259 129L260 128H258L256 130L259 131V135L258 136H259V139L261 140L262 136L264 137V135H263L264 132L262 133L261 129L263 131L264 127L262 126L261 129L260 130ZM233 130L237 131L235 128ZM246 130L249 131L250 127L247 128ZM112 131L113 132L115 131L114 132L115 135H113L114 137L112 136L113 133L112 134L110 133ZM164 131L166 132V130H164ZM185 131L183 132V134L185 133ZM238 131H237L238 133L241 132L239 129H238ZM242 131H244V128L242 129ZM165 132H163V133H165ZM237 132H235V133H237ZM106 133L107 134L109 133L108 136H107V139H105L106 137L104 136ZM250 133H251V131L249 133L247 132L248 135ZM254 133H253V136H254ZM256 133L258 134L257 131H256ZM261 133H262V135H260ZM109 135H111L110 138L112 140V145H114L113 142L116 141V139H115L116 136H118V138L121 137V139L120 138L118 139L119 140L118 143L116 142L118 144V145H116L117 147H115V145H114V147L116 148L115 152H114V150H112V149H114V147L111 148L109 146L111 144V142L107 141ZM164 135H166V136H164ZM186 135H188V134L183 135V137L185 136V139L187 137ZM242 135H243V132H242ZM248 135H247V137H248ZM103 136L105 137L104 139H105L106 142H108V143L110 142L108 147L111 148V150L114 153L118 152L117 148H118V150H120L121 154L124 155V156L122 157L120 152H119V154L118 153L117 154L120 155L121 158H123V159L127 155L129 156V154H130L129 157H131V155H133V156L136 155L137 156V154L144 152V150L146 151V153L148 151V153L147 154L143 153L144 154L143 157H142V154H140L139 156H141V157L138 156L139 160H138V158L136 156L135 157H131L132 159L134 158V160H135V161L133 160L134 162H132V159L128 158V156H127L126 158L130 159L128 161L129 164L127 163L128 159H124V160H126V161H124L123 159L121 160V158L117 157V155H116V162H114L115 159L113 160V158H115L114 157L115 154L114 153L110 154V152H111L110 149L108 150L109 154L107 153V146H105L106 142L104 141ZM163 136L166 138V140H165V138L162 139ZM169 137L170 136H168V138ZM244 137H246L245 131H244L243 138ZM17 138L20 140V137H17ZM112 138L115 139V140H113ZM254 138H255V136L253 137V140H256V139L258 140L257 135H256V138L255 139ZM260 140H259V142H260ZM147 141H149V142L147 143ZM167 141L169 142V144H166V143H168ZM245 142H246V140H245ZM164 143L166 144V146H164ZM137 144L139 146H137ZM256 145H258V144L256 143ZM29 147H30V145H29ZM96 148H98V149L100 148L101 151H103L102 153L105 155L104 156L102 154L103 157L101 156L102 157V159H101V157L99 156V155H101V151L99 150V152H98L99 154H98L97 157H99L101 159V161H98V160H100L99 158H98V160L95 159V157L97 155ZM91 150L94 153H96V155H94ZM139 150H141V152ZM236 150H238V149H236ZM87 151H90L89 154L91 153L89 158H88V156L83 155L84 152H85V154L86 153L88 154ZM105 151H106V154H105ZM131 151H132V154L130 153ZM163 151H164L165 154L163 153ZM175 151H173V152H175ZM254 151H255V155L260 153L259 149L257 150V151H259V153H256L257 152L256 150H254ZM128 152H129V154H128ZM133 152H135L136 154H133ZM178 152L179 151H177L176 153H178ZM176 153H175V156L173 157L174 159H176V158L178 159L177 156H179L183 152H179V155L176 154ZM92 154L94 155V157H92L93 156ZM169 154H171V157H172L173 153L171 152ZM82 155H83V157H82ZM260 155H261V153H260ZM260 155H258L259 158H261ZM84 156H85V158H84ZM236 156L237 157H235V159H236L237 163L239 165H241V163L244 162V158L243 157H242L243 159L239 158V157H241V155H239V157H238V152H236ZM91 157H92V159H91ZM258 157H256V163L258 161L257 160ZM81 158H83V159L87 158L86 160L90 159L91 163L89 164V160L86 163L85 162L86 160L84 161ZM93 158L95 160H93ZM117 158H119L118 159V165H117ZM168 158H169V156H168ZM213 158H215V155L213 156ZM253 158H254V156H252V157L250 156L249 162L250 161L253 162V160H254ZM103 159H104V161H103ZM119 160H121V161H119ZM136 160H138V161L136 162ZM92 161H93V163L95 162V164H93ZM259 161L261 162V159H259ZM72 162L74 164L77 163L74 167L72 166L73 168L71 167L72 168V172L71 173H68V172L67 173H63V170L67 166L70 167V164H72ZM125 162L127 164H125ZM114 163H116L118 168L119 167L120 168L123 167L122 169H124V167L126 165L127 171H128V172H126V170L125 171L124 170H122V171L120 170L119 171L120 168L118 169V171L120 173L122 172L123 174L121 176L119 174V172H117L118 175L121 176V180H122V181L120 180L121 183H119L120 185H118L117 189H119V188L124 189L125 186L126 187L130 186L131 189H126V190L124 189L125 191L122 190V193H121V191H118V193H115V194L112 193L111 194L112 190H111V188H109L111 192L109 194V191H108V195H114L115 196L116 194H119V193H120V195H122L125 192H127L128 190H130V192L129 191L128 192L132 193L133 195L130 194L132 197L126 195V197L128 196L127 199L129 197H131L128 200L125 199L126 203H125L124 198H118V196H115V197L112 196V198H111V196L107 197L106 196L107 193H105V190H104L105 187L107 189V185H108V187L110 186L109 184H110V182H112V177H114L115 174H116V171H115V173H112V172H114L113 171L114 168L112 170L109 168L110 166L113 167L115 165ZM237 163H236V166H237ZM129 165H130V167H128ZM256 165H257V168L260 167V165L259 166H258V164H256ZM178 167H175V168H178ZM135 168L137 170L139 169L138 171H140V173H138V177L136 176L137 175L136 173H135L136 175L134 174V176H133V173H131L133 170H130V169H134V171H135ZM255 169H256V166H255ZM263 169L264 168L262 166V170ZM22 170H24V169H22ZM114 170H116V169H114ZM129 170H130V173H129ZM137 170L135 172H137ZM257 170H259V169H257ZM170 171H171V173H170ZM125 172H126V174H125ZM123 175H126L125 177H127V178L124 177V180L122 179ZM169 175H170V177H169ZM85 177L87 179V180H85L86 182H84L83 179H82V178L85 179ZM175 178H177L176 174H175ZM253 180L255 181V179H253ZM179 182H178V185H179ZM183 183H184V186L182 185L183 187H185V185L188 186V184H186V182H183ZM249 183H250V185L252 184L251 181ZM181 184H182V182H181ZM244 184H245V182H244ZM178 185L174 184V191L176 192V194L179 191H181L180 188H183L182 186L179 188L180 185L179 186ZM175 186H177L176 190H175V188H176ZM190 187H191V185H190ZM76 188L83 189V190H79L78 189V191H80V192H78L77 195H76V193H75ZM92 188L90 190L94 192V190ZM185 188L188 189L189 187H185ZM24 189H26V188H24ZM225 190H227V189H225ZM185 191H187V190H185ZM185 191H183V192L185 193ZM76 192H77V190H76ZM84 192H86V191H84ZM175 192H174V194H175ZM74 193H75L76 196L74 195ZM186 193H188V192H186ZM125 194H127V193H125ZM190 194L188 193L186 195H190ZM95 195H96V198H95ZM175 195H174V199L176 198L175 200H177V199H179L178 197H179V195H181V192H180V194L178 193V197H177V195L176 196ZM36 196L37 197H44V198L48 197V196H50V197L52 196L53 199H52V197L50 199H52L51 201H53L52 202L53 206L51 207L52 210H53V213H54V217L53 218H55L56 216H59V219H58V217H57V220H56V219H53V218L49 217L48 215L45 216V215L39 214L37 212L35 206H34V199H35ZM120 197H123V195L120 196ZM212 197L214 198L215 196L212 195ZM115 199H119V200L123 199L124 201L122 200L123 202L121 201V203H120L119 201L116 200L117 203L119 202V204H117V206H116V203L115 204L113 203L115 201ZM188 199H189V197H188ZM178 201H181V200H178ZM214 202H215V200H214ZM163 204H162L161 207H163ZM72 208L73 207H71V209ZM114 208H115V211H114ZM130 208H132V209H130ZM196 208H197V206H196ZM129 209L132 210V211H130ZM116 210H117V212H116ZM106 211H108V214L106 213ZM135 212H136V214H134ZM67 213H68V216L66 215ZM140 213L143 216L140 215ZM106 214H107V218L111 219V220H108L107 218H105ZM63 215H65L67 217L65 218V216H63ZM70 215H71V218L69 217ZM62 216H63V218H62ZM103 216H104L105 219L108 220V223L111 222V221H113V223H114L113 224L111 222L110 223L111 226L108 229H105L106 233H104V231H102V229H103L102 227H104L107 224L106 220H105V223L102 221V220H104V219H102ZM172 216H173V218H172ZM60 217H61V219H60ZM148 217L149 218L152 217V219H149ZM159 217H161V216H159ZM146 218L149 219L148 222H147ZM171 219H169V220H171ZM169 220H168V222H169ZM172 220H171L170 223H172ZM175 221H176V217L174 218L173 222H175ZM168 222L166 221L165 223H168ZM101 223H102V225H100ZM140 223H142V222H140ZM175 224H177V223L175 222ZM108 225H106L105 228H107ZM128 226L125 227L124 231H126ZM120 227L121 226H119V228ZM122 227H121L120 230L124 229ZM115 228H116V226H115ZM149 229L151 230V227ZM46 230H49V232H48L49 234H47ZM102 232L105 235H107L109 238L106 237ZM141 234H142V232H141ZM45 235H47V236H45ZM123 236H124V234L122 235V237ZM94 237H96V238H94ZM123 239L126 240V238H124V237H123ZM207 239H209V237H207ZM119 240H120V237H119ZM43 241H46V242L49 243V244L48 243L46 244L44 242L46 245H48V246H46L47 253H45L46 252L45 251V247L43 248L44 253L42 252L41 248L44 246L43 245L44 244ZM95 241L93 242L94 243L93 246H94V248H96L97 251L93 250L94 249L93 246H91L92 248L89 247L90 249L88 248L89 250H91L90 252L87 251L88 255L92 256V257L89 256L91 258L89 264H113L112 261H114V263H115V260L113 258L114 257L116 258V256H115L116 252H114L115 250L112 249V247L115 249V247H114L115 245H112V242H110V241H109L108 244H107V242H103V244L101 246H103L104 249H102V247H100V245L96 244L97 241L96 242ZM210 241L208 240V242H207V244L209 243L208 244L209 248L205 247V249H204V245L201 244L203 246V248H201V250H203V249L204 250H207V249L211 250V248L214 247V246L212 244L213 240L211 242ZM100 242H101V240H100ZM113 242H114V239H113ZM125 242L127 244V240ZM89 243H90V245L93 244L92 242H89ZM104 243H106V246H104L105 245ZM144 243H146V241H144ZM147 243H148V241H147ZM95 244H96V247H95ZM113 244H115V242ZM65 245H66V247H65ZM211 245H212V247H211ZM1 246L2 245H1V242H0V250H1ZM174 246L177 248L176 245H174ZM97 247H99V248L97 249ZM148 248L146 249V251H148ZM178 249H179V247H178ZM112 250H113V252H112ZM210 250L206 251V253L204 251L203 252L205 254L210 252V254L208 253L209 257H210L211 252L214 253V251H210ZM66 253H67V251H66ZM113 253H115V254H113ZM199 253L196 252V256L197 255L199 256ZM201 253H202V251H201ZM213 253H212V255L215 256L216 253H214V254ZM205 254L202 253V255H204V256H205ZM112 255L114 257H112ZM207 255H206L207 259L205 258L207 261L204 259V262L205 261L206 262L209 261L208 264H210L211 263V261H210L211 257L209 258V257H207ZM161 257H162V260H163V262L161 264H168V254H166V251H164L163 254H161ZM213 260L215 261V257L212 259V261ZM201 261H200L199 264L202 263ZM172 262H173V260H172ZM197 264H198V262H197Z\"/></svg>",
    "mask_w": 264,
    "mask_h": 264
}]
</instances>
